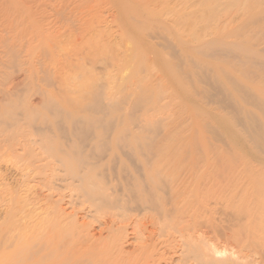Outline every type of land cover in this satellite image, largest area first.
<instances>
[{
  "label": "bare ground",
  "instance_id": "obj_1",
  "mask_svg": "<svg viewBox=\"0 0 264 264\" xmlns=\"http://www.w3.org/2000/svg\"><path fill=\"white\" fill-rule=\"evenodd\" d=\"M48 1L56 24L66 23L67 28L65 33V25L63 31L53 29L45 40L52 44L55 33L60 35L57 48L61 51L72 46V39L83 43L73 45L74 55L90 59L91 68L85 66L89 71L107 56L108 46L117 48V37L120 49H115L118 56L111 67L113 72L126 71L129 60L141 66L150 60L149 67L156 68L159 62L151 59L158 58V53L167 61H176L168 71L178 79L188 81L191 70L197 68V78L209 87L202 92L204 96L234 113L236 131L229 137L234 149L219 153L210 164L206 159L210 157L195 147L176 148L167 136L160 135L158 125H147L151 135H141L124 125L127 113L112 116L113 108L123 110V95L118 98L99 93L90 102L81 99L84 103L78 96L79 111L70 114L49 97L42 108L25 103L16 107L10 100L11 92H0L5 95L0 98V145L10 142L13 152H24L14 153L15 157L11 151L14 158L7 154L23 163L19 167L22 177L34 176L37 187L43 186L46 192L45 206L38 209L34 205L25 210L27 205H19L22 198L16 194L6 204L12 217L0 224V264H264V90L252 94L232 77H216L200 66L202 57L213 55L240 57L239 66L247 64L249 72L264 67L250 55L244 56L240 43H226L223 35L220 37L221 19L216 18V10L222 0H165L167 6H161L159 0ZM192 6L197 10L190 13ZM209 13L214 26L210 35L205 23ZM111 24L118 30L110 29ZM100 36L104 44L98 41ZM208 44L214 47L206 49ZM144 45L156 52H138ZM75 49L70 48L71 53ZM158 78L162 80L151 81L150 87H168L162 76ZM80 84L78 90L82 92L85 88L83 82ZM235 92L245 94L250 111H242ZM160 95L158 101L163 97ZM133 102L138 109L152 99L141 95ZM43 110L54 117H39ZM132 234L135 244L129 251L126 245Z\"/></svg>",
  "mask_w": 264,
  "mask_h": 264
},
{
  "label": "rangeland",
  "instance_id": "obj_2",
  "mask_svg": "<svg viewBox=\"0 0 264 264\" xmlns=\"http://www.w3.org/2000/svg\"><path fill=\"white\" fill-rule=\"evenodd\" d=\"M242 1L243 0H222V6L218 10H216L217 13L214 10V12L216 13V18L220 17L221 19V21H219L221 24L220 26L222 27V29L220 30L221 32L220 37L221 35H223L222 40H224L226 43L227 42H233L237 44L240 43V45L245 48V50H243L244 56L250 55L252 59H254V61L262 63V66H264V10L263 12L259 11L262 10V8L264 9V3L262 5L263 7L260 5V2L262 3L264 1L263 0H252V2L251 0H244L245 2ZM158 2H160L161 6H167L165 5V0H159ZM48 3H49L48 0H0V76H1L0 92H6V93L11 92L10 100H12L13 103H16L15 105L16 107H19L18 104H20L21 106V104L25 103L42 108L45 98L47 99L50 98L49 100L53 99L54 101L59 103V105L66 108L68 111L72 112L70 114H77V112L79 111L77 109L79 108L78 104L84 103L86 101L90 102V99L92 101V99H94L95 96H97L99 93L102 94L104 93L106 94V92L108 94L111 93L113 94L114 97H118V98L121 97V95H123L126 97V101L122 105L123 110L119 111V109H116L118 107L113 108L111 111L112 116L118 117L121 112H124V114L127 113L126 114L127 117L124 121V125L130 127L131 129H134L137 133L141 135L149 136L151 135V133L150 131H148L147 128L149 127L147 125H158L159 126L158 132L160 133V135L167 136L171 140L172 144L175 145L176 148L184 149V148L195 147L197 148V150L201 151L203 154H206V156L210 157V158H206L208 159L207 162L211 161L210 164H213L215 157L217 158L218 157L217 155L219 153H223V152L226 153L228 151L230 152L233 151L234 146L233 143H231L230 141L231 138L229 139V137L232 133L236 131L234 113L232 112V109L230 107H223L219 105V103H216L211 99H207L206 96H204L202 92L206 91V89L209 87L203 81L197 78L195 73L198 70L197 68L191 70V74L189 76L188 81H185L184 79L182 80V78L178 79L176 77H173L168 71L170 70L172 62H176V61L175 60H172L171 62L167 61L163 53H158L157 54L158 58L157 57L152 58L151 62L155 61L157 63L158 61L160 67L159 66H157L156 68L149 67L150 60L148 65H146L145 63V66H141L135 60H129L128 61L129 67L126 71H124L123 73H119L117 71L113 72L111 67H113L114 64L117 63V61L115 60L117 59L118 56V54L116 53L119 52L117 48L119 47L118 49H120V39L119 37H117L116 38L117 41L116 39L113 41V42L115 41L119 42L118 44L116 43L117 48L114 47L111 48V45L108 46L107 56L105 55L107 58L105 56H102L103 58H100L101 59L99 61L100 64L99 63H98L99 65L96 64L97 67L95 68V70L94 68H92L91 70L94 71L91 70L89 71V69L91 68L90 63L92 64V62H90V59H88V57L86 59L84 58V55H82L80 57L81 59L80 60L74 55L76 51L74 46L76 44L83 45V43L76 42L75 39H72L73 41L72 46H68L67 48H65L68 49L67 51L65 49L61 51L60 49L57 48V46L61 45L60 35H57L58 36L57 37L56 36L57 33L54 32L55 35L53 36V40L51 42L52 44H49L50 42H47V40H45V36L48 33L54 31L53 29H57L59 27L61 28L60 30L63 31V26L65 25L64 26L65 31H63V33H65L67 28L66 23H64V25L56 24L57 17L54 16L53 11L47 8ZM192 7L189 9L190 13L195 12L197 10L196 6H192ZM192 9L195 10L192 11ZM211 15L212 13L207 14L206 20L209 22L207 21L205 22L208 25L206 30L208 31L207 34L209 35L212 33L211 30L214 27L212 24L213 22H211L213 18V16ZM51 22L53 23V26L52 24L50 25ZM115 26L116 25H112V24L110 25V29H114V32L118 30L117 26L115 29ZM103 29H107V28L105 27ZM45 30H47V32ZM60 30L57 32H61ZM116 36H118V34ZM208 39H210V36L208 37ZM104 40L105 39L101 37V40L99 39L98 41L100 43L103 41L102 43L104 44L105 42ZM86 41L90 42L89 40ZM56 42L59 43L57 44ZM92 42H94V39L93 41L91 40V43ZM44 46H46V50H44ZM69 47L71 49H75L74 52L71 53ZM213 47L214 45L211 44L205 46L206 49H210ZM42 49H43L42 51L43 53H41L40 51ZM109 49L111 51L112 50L114 51L111 52ZM115 49L117 50V52ZM44 51L46 52L48 51L47 55L45 54L46 52ZM33 52L35 53V55H33L34 54ZM138 52L144 55H149L151 53L152 55L154 52H156V50L151 49L148 46L144 45L138 50ZM110 53L112 54L109 56L108 54ZM68 59H70V61ZM103 60H105V62ZM80 61L84 62V64L82 62L84 67L82 66V64H80L79 66ZM18 63L20 65H18ZM75 63H78L76 64L78 68L76 66L73 67ZM239 63H240V57L235 58L228 56L211 55V56L202 57V62L200 66L204 70L208 71L209 73L213 74L216 77H222V76L225 78L232 77L234 81L239 82L244 87L247 86L248 91L252 94H256L263 91L264 67L260 66L256 68L254 71L249 72L247 70L249 68L247 64H243L242 66H239L240 65ZM107 64H109L110 66ZM85 66H89L90 68L87 69L88 67L86 68ZM71 67L73 71L70 69ZM81 67L83 68L81 69ZM107 67H109V69ZM84 68H86V70H84ZM105 68H107L108 71H106L107 69L105 70ZM160 68L162 70L164 69L163 72L161 71ZM77 69H81L82 72ZM85 72L87 73L86 76H85L86 74ZM92 73L93 76L90 77ZM80 74H82V76L84 77H82ZM95 74L97 77L94 76ZM156 74L158 77L162 76V78L165 80V85L168 87H162L163 85L150 87L149 84L151 83V81L154 82V80H156L158 82L162 80L161 78L159 79L158 77H155ZM44 76H48L46 77V79H50V80H46ZM72 77L74 78L77 77V78L74 79ZM151 78L153 79L151 80ZM87 79L88 81L90 80V83L87 81ZM96 79L99 81H97ZM44 80H46L47 82H45ZM84 80L85 82L86 81L87 82L85 83ZM94 80L97 81L98 84L95 85L91 84L94 82ZM82 82H83L82 86L85 89L81 92L82 89L78 90V88L81 86L80 83ZM84 84L85 86L88 84L87 88L84 86ZM102 85H104L105 88L102 87ZM228 85L231 84L228 82ZM69 87H71V89ZM69 89L72 92H68ZM235 93H237L235 95V98L238 101L242 111L244 112L250 111L251 104L246 101L245 94L243 92H239V93L235 92ZM141 95H146L147 97L151 98L152 102H150L148 105H146L143 108L139 107L138 109H136V103L133 102V98ZM159 95L160 97L163 96L160 101H158ZM1 96H3L2 98L4 99L5 96L4 93H0V98ZM78 96L81 97V98L79 97L80 101L83 100L84 102L82 101L80 103V101H77L79 99ZM84 96L87 97L88 100H86L87 98H85ZM20 98L25 99V100L21 99L23 103L20 102ZM2 100L0 99V102ZM10 100H7V102ZM72 104L75 105L76 108H74L75 106H73ZM15 106L14 108H16ZM43 113H45V115H43ZM38 115L39 117H44V116L45 117L50 116V118L54 117V115L52 116V114H50V111L48 110H43L42 114H38ZM138 122L141 123L138 124ZM142 122H144L146 125H144ZM7 143H3L2 145H0V147L2 148V149L0 148V156H1L0 170H2L0 171V186H2L0 187V205H1L0 224L5 223V221L6 222L9 221V218L12 217L11 213L7 214L8 205L6 204L9 203V201L11 200L12 197H14L15 194H16L15 196L18 195L17 196L18 198H22L19 200V205L21 206L23 205L22 206L23 208L27 205L25 210L31 208L33 209L34 205H37L36 207L37 209L41 208L42 206L44 207L45 206L44 200L46 196L44 195L46 194V192L43 186L40 185L39 187H37L38 180L37 179L35 180L34 176L31 177L30 179L21 176L22 172L20 171L19 167L23 163H21L20 165L19 163H17L18 159L17 160L15 159L17 161L15 162L13 161V159L10 158V155L12 153L13 154L16 153L20 155L23 154L24 152L21 149H18L16 150V152H13V150L9 149L10 142ZM3 148L6 151L3 150ZM2 151L4 154H2ZM7 153L9 154L11 153V154L9 155ZM16 154H14L15 157ZM3 156H5L4 162L2 159ZM14 156L12 157L14 158ZM11 161L13 162V164H11L12 163ZM16 167L18 169H16ZM22 186L25 188H23ZM26 190L27 191L29 190L30 194L27 193ZM24 197L26 198L24 199ZM33 198L36 199V201H34ZM17 199L15 198L16 201ZM26 199L30 200L27 202V204H25L26 202H23ZM20 201H22L21 204ZM28 205L30 208L28 207ZM22 207H19L18 209ZM9 214L11 215L10 217H8ZM5 217L7 218L5 219ZM1 220L3 221L5 220V221L3 222ZM27 221L29 223L28 218L26 219V222ZM204 230L208 232L209 229L206 228ZM130 238H131L130 239L131 242L126 245L127 246L126 249H128L129 251L132 250L133 244H135V240H134L135 237L133 234L130 235Z\"/></svg>",
  "mask_w": 264,
  "mask_h": 264
}]
</instances>
